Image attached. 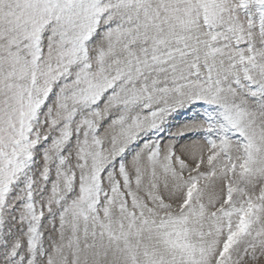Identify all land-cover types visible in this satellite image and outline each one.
<instances>
[{"label":"snow or ice","instance_id":"1","mask_svg":"<svg viewBox=\"0 0 264 264\" xmlns=\"http://www.w3.org/2000/svg\"><path fill=\"white\" fill-rule=\"evenodd\" d=\"M0 264H264V0H0Z\"/></svg>","mask_w":264,"mask_h":264},{"label":"rangeland","instance_id":"2","mask_svg":"<svg viewBox=\"0 0 264 264\" xmlns=\"http://www.w3.org/2000/svg\"><path fill=\"white\" fill-rule=\"evenodd\" d=\"M196 111H199V109H194L193 111L185 110L177 113L165 129L164 132L165 139H167L171 133L177 132L182 126V124L186 121V119L192 116ZM188 140L189 138L185 137V139L179 141V144L183 145L187 143Z\"/></svg>","mask_w":264,"mask_h":264}]
</instances>
